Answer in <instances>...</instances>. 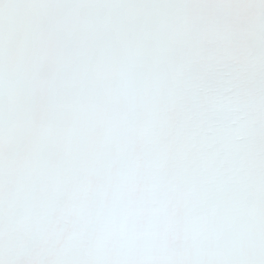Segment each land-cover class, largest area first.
<instances>
[{"label": "snow or ice", "instance_id": "1", "mask_svg": "<svg viewBox=\"0 0 264 264\" xmlns=\"http://www.w3.org/2000/svg\"><path fill=\"white\" fill-rule=\"evenodd\" d=\"M0 264H264V0H0Z\"/></svg>", "mask_w": 264, "mask_h": 264}]
</instances>
